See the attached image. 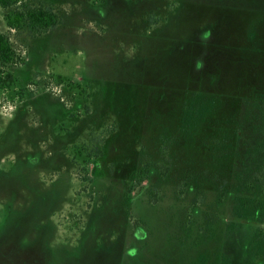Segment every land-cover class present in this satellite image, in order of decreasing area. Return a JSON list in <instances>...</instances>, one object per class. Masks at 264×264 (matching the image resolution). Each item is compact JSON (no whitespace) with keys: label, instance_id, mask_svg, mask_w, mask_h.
Returning a JSON list of instances; mask_svg holds the SVG:
<instances>
[{"label":"rangeland","instance_id":"374dc122","mask_svg":"<svg viewBox=\"0 0 264 264\" xmlns=\"http://www.w3.org/2000/svg\"><path fill=\"white\" fill-rule=\"evenodd\" d=\"M41 1L0 7V264H264V0Z\"/></svg>","mask_w":264,"mask_h":264},{"label":"trees","instance_id":"16d2710c","mask_svg":"<svg viewBox=\"0 0 264 264\" xmlns=\"http://www.w3.org/2000/svg\"><path fill=\"white\" fill-rule=\"evenodd\" d=\"M0 7L4 10L11 7L15 9L11 13L4 14L6 25L10 29L28 28L34 35L41 36L60 24L59 17L50 8L43 4L41 0H0ZM24 59L14 50L9 37L0 31V86H10L15 82L13 74L6 70L5 67L10 64H21ZM150 165L145 163L140 170L133 174L132 181L141 182L148 178ZM160 173L164 175L166 170L159 168ZM132 186L127 189V193L131 192ZM182 194V191H179ZM150 203H157L156 196L149 198ZM194 203L196 201L194 200ZM264 219V218H263ZM264 223V220L262 221ZM258 237L264 241V228L257 233Z\"/></svg>","mask_w":264,"mask_h":264},{"label":"crops","instance_id":"0c3cea01","mask_svg":"<svg viewBox=\"0 0 264 264\" xmlns=\"http://www.w3.org/2000/svg\"><path fill=\"white\" fill-rule=\"evenodd\" d=\"M4 195H3V193L2 192H0V197H3Z\"/></svg>","mask_w":264,"mask_h":264}]
</instances>
